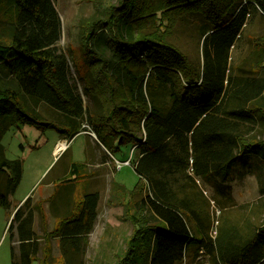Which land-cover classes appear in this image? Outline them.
Here are the masks:
<instances>
[{
  "label": "trees",
  "instance_id": "1",
  "mask_svg": "<svg viewBox=\"0 0 264 264\" xmlns=\"http://www.w3.org/2000/svg\"><path fill=\"white\" fill-rule=\"evenodd\" d=\"M9 1L13 14L0 37V139L9 126L27 122L53 128L67 140L88 127L110 156L131 148L125 160L137 180L130 189L120 185L123 200L115 203L123 206L132 231L114 264H188L193 248L202 249L210 264H264V222L244 235L225 226L209 237L196 182L227 175L251 159L262 179L264 39H257L247 70L234 51L249 17H264V0L105 3L99 16L85 22V66H73L76 76L57 45L61 22L53 0ZM185 18L195 26L200 59L172 40ZM79 81L96 111L83 101ZM28 99L42 110L28 106ZM256 126L263 128L261 137L254 134ZM78 167L72 162L63 177L52 180L45 202H55L56 184L76 177ZM21 175V160L5 157L0 144L1 207H10ZM70 195L67 208L61 210L66 197L60 195L50 209L56 223L49 233L78 252L97 216L99 194L84 193L76 203ZM42 202L28 195L13 207L10 264H49L48 245L39 246L34 229L35 213L43 223Z\"/></svg>",
  "mask_w": 264,
  "mask_h": 264
},
{
  "label": "rangeland",
  "instance_id": "2",
  "mask_svg": "<svg viewBox=\"0 0 264 264\" xmlns=\"http://www.w3.org/2000/svg\"><path fill=\"white\" fill-rule=\"evenodd\" d=\"M112 2L116 3L117 0H53L61 22L57 45L66 53L73 76H76L73 66H85L80 47L85 22L99 16L102 6ZM12 14V3L9 0L7 4L0 2V37L6 34L4 26L11 20ZM258 38L264 39V17L255 14L249 17L238 49L234 51L235 61L245 64L242 66L244 70L250 68L247 61L250 60L254 48H258ZM172 40L191 59H200L198 36L190 18L179 23L172 33ZM104 51L107 52L106 48ZM79 83L77 85L83 101L96 111L97 103L82 92L81 82ZM27 104L38 111L42 110L40 104L33 103L30 99ZM87 130L88 127L79 131L70 140L61 138L53 128L27 122L11 125L3 132L0 139L3 154L8 159L21 160L22 175L15 191L9 196L10 207L0 206V264H10V247L13 242L10 241L7 226L13 207L28 195H32L33 201L43 200V223L39 214L35 213L34 229L39 246L42 248L45 243L48 245L49 264H114L115 257L122 254L126 239L131 234L132 224L122 218L124 208L115 201L123 200L120 185L130 189L137 180L133 167L127 163L131 157V148L122 147L110 156L96 144L95 137L87 134L92 133ZM262 132L263 128L256 126L254 134L261 137ZM59 141L64 146L56 151ZM72 162L80 164L78 175L70 181L59 180L53 197L55 202H45L53 191L52 180L63 177ZM254 164L255 159H251L244 165H235L227 175H211L203 181H196L197 189L203 193L205 201L201 216L204 222L202 228L209 237L214 238L219 228L225 226L244 235L263 224L264 172L263 175L260 174L262 179L259 180L258 173L253 168ZM70 191L71 200L75 203L84 193L97 191L99 194L97 216L86 236V244L78 252L65 243L61 244L58 237L49 233L56 223L50 209L60 202V195L66 197L65 202L61 201V210L67 208L70 205H67ZM114 194L119 196L115 197ZM41 256L42 251L39 250L37 257ZM187 263L210 264V260L202 249L193 248L188 253ZM30 264H38V260L33 259Z\"/></svg>",
  "mask_w": 264,
  "mask_h": 264
},
{
  "label": "bare ground",
  "instance_id": "3",
  "mask_svg": "<svg viewBox=\"0 0 264 264\" xmlns=\"http://www.w3.org/2000/svg\"><path fill=\"white\" fill-rule=\"evenodd\" d=\"M64 146L62 141H59L55 147V150L57 151L58 149L62 148Z\"/></svg>",
  "mask_w": 264,
  "mask_h": 264
},
{
  "label": "water",
  "instance_id": "4",
  "mask_svg": "<svg viewBox=\"0 0 264 264\" xmlns=\"http://www.w3.org/2000/svg\"><path fill=\"white\" fill-rule=\"evenodd\" d=\"M88 134H90V135H92L94 137V135L92 133H88Z\"/></svg>",
  "mask_w": 264,
  "mask_h": 264
}]
</instances>
